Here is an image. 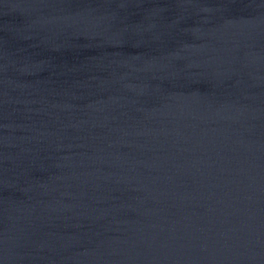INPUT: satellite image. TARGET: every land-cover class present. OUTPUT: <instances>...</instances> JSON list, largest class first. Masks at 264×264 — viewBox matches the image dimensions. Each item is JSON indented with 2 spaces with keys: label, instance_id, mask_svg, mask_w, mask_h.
<instances>
[{
  "label": "water",
  "instance_id": "water-1",
  "mask_svg": "<svg viewBox=\"0 0 264 264\" xmlns=\"http://www.w3.org/2000/svg\"><path fill=\"white\" fill-rule=\"evenodd\" d=\"M0 264H264V0H0Z\"/></svg>",
  "mask_w": 264,
  "mask_h": 264
}]
</instances>
